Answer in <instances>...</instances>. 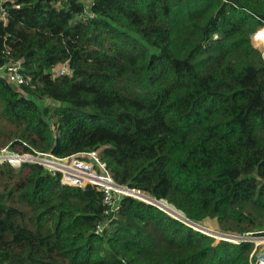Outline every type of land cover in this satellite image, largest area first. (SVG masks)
I'll return each mask as SVG.
<instances>
[{
	"label": "trees",
	"instance_id": "16d2710c",
	"mask_svg": "<svg viewBox=\"0 0 264 264\" xmlns=\"http://www.w3.org/2000/svg\"><path fill=\"white\" fill-rule=\"evenodd\" d=\"M263 28L264 0L1 5L0 70L30 84L0 73V153L100 150L119 185L223 238L132 197L111 220L94 187L4 162L0 264H259L228 237H264Z\"/></svg>",
	"mask_w": 264,
	"mask_h": 264
},
{
	"label": "built area",
	"instance_id": "2783aa9c",
	"mask_svg": "<svg viewBox=\"0 0 264 264\" xmlns=\"http://www.w3.org/2000/svg\"><path fill=\"white\" fill-rule=\"evenodd\" d=\"M9 1L13 0H0V6ZM22 70V63L17 62L11 63L7 67L1 69L0 73L8 79L9 83L20 87L30 84V80L23 74ZM60 74L71 75V72L63 68L60 70ZM35 155L11 154L7 149H5L0 153V162H8L12 166H21L23 163L27 162L40 164L43 165L53 176H56L57 174L60 175L61 183L63 185L82 189L89 186L94 187L103 194L104 205L106 207L105 214L106 216H110L111 220L120 209V201L124 197H132L154 205L170 216L176 218V216L172 215V212L168 210L169 205L151 198L141 190L131 189L127 186L119 185L109 171L106 162L102 159L100 150L82 152L64 158L56 157L50 153L43 154L36 152ZM42 157H47L49 159ZM107 222L109 223L110 220H107ZM191 226L193 227V225ZM103 229L104 226L98 227L97 233H101ZM200 231L205 233L203 230ZM233 239L235 240H228L234 243H238L239 241H250L244 237H233ZM262 260L263 259H261V261Z\"/></svg>",
	"mask_w": 264,
	"mask_h": 264
},
{
	"label": "rangeland",
	"instance_id": "374dc122",
	"mask_svg": "<svg viewBox=\"0 0 264 264\" xmlns=\"http://www.w3.org/2000/svg\"><path fill=\"white\" fill-rule=\"evenodd\" d=\"M263 30V29H262ZM258 37H261L262 39H264V34L263 33H260L259 34V36ZM252 44H253V46L255 47V48H257L258 50H260L261 52H262V56H263V58H264V47L261 45L262 44V40L260 41V43L259 42H256L255 40H254V37H252ZM60 68V67H59ZM55 71V73L56 74H58V72L59 71H57V70H54ZM35 156H37V155H35ZM40 156V155H39ZM42 158H45V159H49V158H47V157H42ZM0 161H1V159H0ZM4 162H0V164H3ZM13 167H16V168H19L20 166H13ZM152 198V197H151ZM162 203H165V204H167V202L165 201V202H162ZM168 205V204H167ZM168 207H170V208H168V210H170V212H172V215H176V214H178L177 213V211L176 210H174L171 206H168ZM174 213H176V214H174ZM179 215V214H178ZM185 222V221H184ZM185 223H187V224H190L189 222H185ZM206 224L205 225H202V226H204V227H207L210 231H205V233L206 234H208V235H210V236H212V237H215L218 241L219 240H221V238H223L221 235H218V234H216V233H218L219 231H218V228L216 227V226H214V224H213V222L212 221H207V222H205ZM190 225H192V224H190ZM192 227V226H191ZM193 228L195 229V230H199L197 227H195V226H193ZM200 231V230H199ZM216 232V233H215ZM229 239H232V240H235V239H233V238H230V237H228ZM245 238V237H244ZM245 239H247V240H250V241H254L255 243H256V248H259V250H258V253H259V255H258V263H259V260H260V263L259 264H264V237H247V238H245ZM234 243V242H233ZM252 256H253V254H252ZM261 259H263L262 261H261ZM257 261H256V263H257Z\"/></svg>",
	"mask_w": 264,
	"mask_h": 264
},
{
	"label": "water",
	"instance_id": "95a60500",
	"mask_svg": "<svg viewBox=\"0 0 264 264\" xmlns=\"http://www.w3.org/2000/svg\"><path fill=\"white\" fill-rule=\"evenodd\" d=\"M252 37H254V35H253ZM174 214H176V213H174ZM175 216H176L177 219L183 220V221H185V222H189V223L192 224L193 226L197 227L199 230L210 231V230H208L207 228H204V227L198 226V225H196V224L190 222L188 219H185V218L182 217L181 215L176 214Z\"/></svg>",
	"mask_w": 264,
	"mask_h": 264
},
{
	"label": "bare ground",
	"instance_id": "6f19581e",
	"mask_svg": "<svg viewBox=\"0 0 264 264\" xmlns=\"http://www.w3.org/2000/svg\"><path fill=\"white\" fill-rule=\"evenodd\" d=\"M261 31H262L263 34H264V28H263V30H262V29L258 30V31L254 34V40H255L256 42H259V43H260V41L262 40L261 37H258L259 34L261 33ZM261 45L264 47V39L262 40V44H261Z\"/></svg>",
	"mask_w": 264,
	"mask_h": 264
},
{
	"label": "crops",
	"instance_id": "0c3cea01",
	"mask_svg": "<svg viewBox=\"0 0 264 264\" xmlns=\"http://www.w3.org/2000/svg\"><path fill=\"white\" fill-rule=\"evenodd\" d=\"M261 33H263L262 31H261ZM263 40V39H262Z\"/></svg>",
	"mask_w": 264,
	"mask_h": 264
},
{
	"label": "clouds",
	"instance_id": "9594fccd",
	"mask_svg": "<svg viewBox=\"0 0 264 264\" xmlns=\"http://www.w3.org/2000/svg\"><path fill=\"white\" fill-rule=\"evenodd\" d=\"M72 74V73H71ZM66 75H68V74H66Z\"/></svg>",
	"mask_w": 264,
	"mask_h": 264
}]
</instances>
